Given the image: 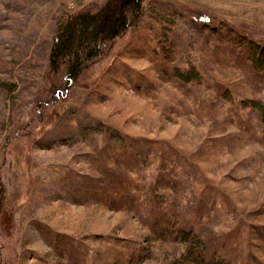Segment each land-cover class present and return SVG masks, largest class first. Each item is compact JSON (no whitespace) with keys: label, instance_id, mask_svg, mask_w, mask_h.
I'll return each instance as SVG.
<instances>
[{"label":"rangeland","instance_id":"rangeland-1","mask_svg":"<svg viewBox=\"0 0 264 264\" xmlns=\"http://www.w3.org/2000/svg\"><path fill=\"white\" fill-rule=\"evenodd\" d=\"M103 2L0 0L2 264H264V0H143L53 101L59 22Z\"/></svg>","mask_w":264,"mask_h":264},{"label":"trees","instance_id":"trees-1","mask_svg":"<svg viewBox=\"0 0 264 264\" xmlns=\"http://www.w3.org/2000/svg\"><path fill=\"white\" fill-rule=\"evenodd\" d=\"M143 0H104L94 10H83L67 14L59 22L52 36L48 53V76L52 78L62 70L61 87L52 90L53 101L64 98L68 87L73 84L83 70L90 68L109 49L110 42L123 34L138 22L142 14ZM187 80L192 79V74L179 73ZM58 82V81H57ZM251 105L260 113L261 133L264 143V103L250 100ZM0 185V214L1 205L4 203ZM6 210L3 213L5 216ZM185 235V233H184ZM197 244L192 240L188 245V254L197 261H203L202 249L198 250ZM0 264L2 261L0 260Z\"/></svg>","mask_w":264,"mask_h":264}]
</instances>
